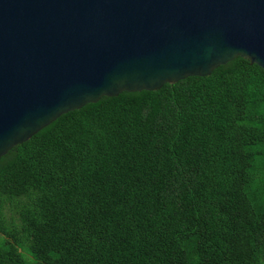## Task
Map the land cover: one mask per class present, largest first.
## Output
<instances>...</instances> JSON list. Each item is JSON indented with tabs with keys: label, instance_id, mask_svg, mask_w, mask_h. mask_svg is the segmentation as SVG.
<instances>
[{
	"label": "trees",
	"instance_id": "16d2710c",
	"mask_svg": "<svg viewBox=\"0 0 264 264\" xmlns=\"http://www.w3.org/2000/svg\"><path fill=\"white\" fill-rule=\"evenodd\" d=\"M0 235V264H264V70L62 115L1 158Z\"/></svg>",
	"mask_w": 264,
	"mask_h": 264
},
{
	"label": "water",
	"instance_id": "95a60500",
	"mask_svg": "<svg viewBox=\"0 0 264 264\" xmlns=\"http://www.w3.org/2000/svg\"><path fill=\"white\" fill-rule=\"evenodd\" d=\"M239 57L264 70V0H0V160L87 104Z\"/></svg>",
	"mask_w": 264,
	"mask_h": 264
},
{
	"label": "rangeland",
	"instance_id": "374dc122",
	"mask_svg": "<svg viewBox=\"0 0 264 264\" xmlns=\"http://www.w3.org/2000/svg\"><path fill=\"white\" fill-rule=\"evenodd\" d=\"M0 239H1V235H0ZM25 258H26L28 263H33L34 262L32 257L29 254H27V253H25Z\"/></svg>",
	"mask_w": 264,
	"mask_h": 264
}]
</instances>
